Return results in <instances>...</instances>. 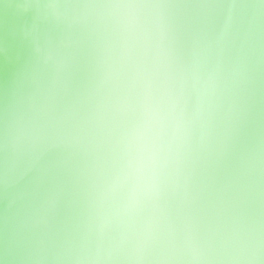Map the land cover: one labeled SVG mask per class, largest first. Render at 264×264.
I'll list each match as a JSON object with an SVG mask.
<instances>
[{"label": "clouds", "instance_id": "obj_1", "mask_svg": "<svg viewBox=\"0 0 264 264\" xmlns=\"http://www.w3.org/2000/svg\"><path fill=\"white\" fill-rule=\"evenodd\" d=\"M0 264H264V0H0Z\"/></svg>", "mask_w": 264, "mask_h": 264}]
</instances>
